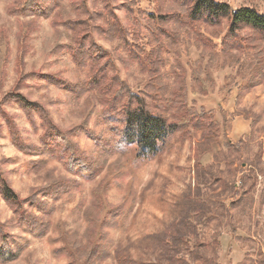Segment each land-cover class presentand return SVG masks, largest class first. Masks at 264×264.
<instances>
[{
  "label": "rangeland",
  "instance_id": "1",
  "mask_svg": "<svg viewBox=\"0 0 264 264\" xmlns=\"http://www.w3.org/2000/svg\"><path fill=\"white\" fill-rule=\"evenodd\" d=\"M26 1L0 0V180L21 201L19 215H28L41 235L26 231L17 221L19 215L0 197V231L22 250L19 259L8 264H69L64 255L54 257L52 249L67 245V238L71 242L74 236L84 241L88 227L92 234L87 223L98 212V194L101 218L118 210L121 202V212L128 213L116 229L107 230L111 256L103 264H116L118 254L132 264H264V82L240 91L253 74L250 56L242 55L240 65L232 66L220 54L209 59L185 35L163 52L162 70L169 85L171 69L178 64L187 104L197 113H209L217 130H191L189 138L172 140L158 158L134 166L126 156L95 146L94 138L109 135L99 123L96 93L69 91L88 74V68L72 63L66 48L71 33L67 27L79 18L82 0L49 5L34 0L47 15L17 13ZM221 1L233 9L248 6L264 14V0ZM112 9L129 39L142 43L149 21L165 26L162 17L176 11L172 0H112ZM106 35L112 40L96 42L107 50L119 46L111 30ZM116 68L133 93L143 89L145 75L135 65L117 63ZM199 68L201 78L210 80L206 96L198 95L192 81ZM15 94L28 105L43 106L55 126L70 131L78 153L101 166L102 161L104 169L93 180L80 182L49 157V151L41 149L46 133L42 120L35 112L26 115ZM237 149L240 153L234 152ZM63 182L71 183V189L57 187Z\"/></svg>",
  "mask_w": 264,
  "mask_h": 264
},
{
  "label": "trees",
  "instance_id": "2",
  "mask_svg": "<svg viewBox=\"0 0 264 264\" xmlns=\"http://www.w3.org/2000/svg\"><path fill=\"white\" fill-rule=\"evenodd\" d=\"M52 1L56 2L45 0L48 5ZM87 2L88 0H82L79 3L80 13L77 21H69V28L65 23L68 31H71L70 44L66 48L72 63L77 68H88L86 80L69 87V91L75 95L79 94L78 91L87 90L96 93L101 104L99 123L107 128L109 135L108 138H94L95 146L119 156H126L127 162L134 166L158 158L167 152L172 140L180 142L189 138L191 130L209 133H215L217 130V125L213 123L209 113H197L187 104L185 77L179 65L171 69V85L168 75L162 70L165 65L163 52L172 49L181 35L193 38L202 48L203 56L210 59L214 53L220 54L231 66L240 65L242 55H249L254 63V70L250 78L240 86V91L247 92L264 82V14L254 7L233 9L221 0H172L176 11L162 17L168 24L155 27L149 21L145 26V43H142L136 38L129 39L130 33L116 18L112 9V0H90V5H87ZM36 5L34 0H27L17 9V13L25 14L27 10H33L37 15L48 14L45 8H37ZM147 15L152 20L153 15ZM108 30H111L120 42L119 46L111 50L96 42V38L112 40L106 35ZM117 63L123 66L135 65L140 73L145 75L141 91L133 93L130 87L119 79ZM200 72V68L197 73L193 72L192 81L198 95L206 96L210 80L202 79ZM13 97L26 115H34L35 112L42 120V134L46 133L40 139L41 149H47L49 157L61 162L66 170L74 172L75 178L80 182L91 181L101 172L103 162L98 159L101 166L90 161L86 155L78 153L69 138L70 131H61L55 126L43 106L28 105L16 94ZM80 131L84 132L82 128ZM234 152L240 153V150ZM240 182L244 185L246 179L241 178ZM70 184L63 182L57 187L69 190ZM100 196L101 194H98L96 198L98 212L87 223L91 225L92 234L88 235V227L84 241L77 236H74L71 242L67 238L68 246L62 245L52 249L54 257L64 255L69 264H103L110 258L111 239L107 230L116 229L128 213L121 212L120 207L124 204L121 202L118 210H109L101 218L103 209ZM0 197L12 208L14 215H19L22 203L3 179L0 180ZM17 221L29 233L33 229L40 234L31 227L28 215H19ZM14 246L15 242L10 241L0 231V264L19 259L21 247ZM115 262L132 264L131 260L122 254L115 256Z\"/></svg>",
  "mask_w": 264,
  "mask_h": 264
}]
</instances>
